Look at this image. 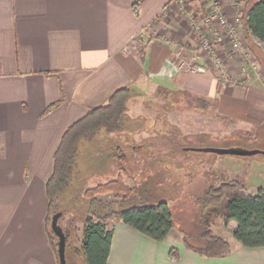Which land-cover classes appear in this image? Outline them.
Masks as SVG:
<instances>
[{
    "label": "crops",
    "instance_id": "crops-1",
    "mask_svg": "<svg viewBox=\"0 0 264 264\" xmlns=\"http://www.w3.org/2000/svg\"><path fill=\"white\" fill-rule=\"evenodd\" d=\"M245 1L220 0L219 6L232 16L238 4L242 11ZM180 2L194 13H205L208 7L206 0H0V264H59L46 230V180L53 156L66 128L88 108L105 103L116 89L133 88L127 111L134 116L151 117L155 110L147 109L145 100L163 103L162 96L172 95L178 108L168 113L186 115L182 126L186 135L206 133L207 120L222 135L238 129L248 132L264 123V70L258 73L250 64L243 70L241 56L224 42L219 53L229 80L223 82L188 21L178 13ZM143 27L153 33L143 51L137 46L123 51L137 42ZM244 46L248 48L245 40ZM250 58L256 61L252 54ZM181 60L208 68L188 71L179 67ZM204 101L214 108L211 119ZM192 107L197 112L191 116ZM141 138L135 140L138 147ZM119 148L123 150L115 146ZM114 152L112 148L105 153L108 169L117 166ZM152 158L136 159L149 170ZM247 164V189L264 188V159L250 157ZM123 178L132 185L127 173ZM198 194L192 197L198 226L188 231L174 222L162 240L123 221H111L107 264H264V245L239 243L233 237L234 220L225 223L219 217L211 225L215 235L228 240L229 253L207 256L186 245L185 234L198 242L193 237L199 232ZM171 248L177 249V258L169 255Z\"/></svg>",
    "mask_w": 264,
    "mask_h": 264
},
{
    "label": "trees",
    "instance_id": "trees-1",
    "mask_svg": "<svg viewBox=\"0 0 264 264\" xmlns=\"http://www.w3.org/2000/svg\"><path fill=\"white\" fill-rule=\"evenodd\" d=\"M139 4V1L133 4L135 14L138 13ZM241 17L243 38L250 53L264 70V0H246ZM154 21L151 24H154ZM143 30L146 31L147 28L143 27ZM148 40L137 38L140 52L143 51ZM133 91L128 85L120 87L111 93L105 103L88 108L82 117L66 128L55 150L52 173L46 180L48 197L46 230L57 259L56 242L53 240L54 233L50 227L49 216L51 219L52 208L54 212L60 210L57 204L75 176L80 142L85 138L93 137L103 127L108 131L120 129ZM59 102L53 103L50 107ZM203 104L205 106L206 101ZM116 151L117 175L83 190L87 207L81 220L79 245L74 246L73 249L74 253L80 256L83 264H107L113 237L111 221H123L155 240L165 238L174 226L172 211L166 201L131 203L134 199L135 187L126 183L123 178V174L126 173L122 165L126 161L124 151L121 148ZM100 194H110L112 198L101 200L97 197ZM195 201L199 210V232L193 237L198 238V242H192L191 236L185 234L184 241L188 247L207 256H222L229 253L231 248L228 240L215 235L211 228L219 217L225 223L236 221L233 237L242 245L249 247L264 245V188L258 187L255 192H250L244 180L240 178L223 179L220 183L207 184L195 197ZM60 211L63 215L68 209ZM71 223L69 221V225ZM62 228L66 236L67 248L70 246L71 234L66 227L62 226ZM169 255L177 258V249L171 248Z\"/></svg>",
    "mask_w": 264,
    "mask_h": 264
},
{
    "label": "rangeland",
    "instance_id": "rangeland-1",
    "mask_svg": "<svg viewBox=\"0 0 264 264\" xmlns=\"http://www.w3.org/2000/svg\"><path fill=\"white\" fill-rule=\"evenodd\" d=\"M178 13L187 21L181 9H178ZM149 33L152 37L153 33L151 31ZM149 36L141 39L147 41ZM238 52L234 53L239 54ZM242 58L245 59L246 65L249 66L251 63V67H255L258 73H263V69L250 56ZM162 98L163 103L158 100L155 102V99L154 101L145 100L147 109L151 107L155 110L151 117L145 114L134 116L132 110L129 109L123 117V126L120 129L108 131L103 127L93 137L81 140L79 161L75 165V176L57 204L60 210L68 209L59 217L60 225L66 227L71 234L70 246L66 248L65 254L67 264H83L80 256L73 250L74 246L79 245L81 220L87 207V199L83 195V190L117 175V166L107 168L105 153L108 149L115 150V154L111 156L116 158L118 154L115 146L120 145L123 148L126 161L122 165L126 169L128 182L135 187L134 199L131 203H156L164 200L171 208L174 222L188 231L198 226V214L192 199L194 195L200 193L207 184L228 179L230 176L240 178L246 183L250 173V167L247 164L250 157L264 159L263 153L242 156L186 149L187 146L202 145L263 150L264 123L248 132L238 129L234 132H223L222 135L214 131V122L207 120L205 122L206 133L186 135L182 132L185 114L168 113L171 108H178L176 100L170 94ZM205 106L207 119H211L215 114L214 108L209 107L208 102ZM190 110L192 111L191 116L197 112L193 107ZM138 136H142L140 147L135 143ZM165 146H167L166 151L159 154L161 152L159 149ZM149 156L153 157L154 166L148 170L136 158H148ZM97 197L101 200L112 198L110 194H100ZM52 212H54L53 208L50 215ZM69 221L72 222L70 225ZM53 240L55 242L57 240L55 234H53Z\"/></svg>",
    "mask_w": 264,
    "mask_h": 264
},
{
    "label": "built area",
    "instance_id": "built-area-1",
    "mask_svg": "<svg viewBox=\"0 0 264 264\" xmlns=\"http://www.w3.org/2000/svg\"><path fill=\"white\" fill-rule=\"evenodd\" d=\"M206 2L208 3V7L205 13L188 11L182 2H180V9L194 31L199 42V47L208 56L211 66L215 70L217 76H219L223 82H226L229 80V73L226 61L221 53H219V46L227 42L231 45L232 51H239L238 53L241 57L245 56L246 58L248 56L249 58L251 55L249 49L244 46L241 28V8L238 6L235 14L228 16L219 6L220 0H206ZM149 31L152 32V29L149 28L147 31L142 30L139 33V38L149 36ZM130 44L125 45L123 51L129 52L131 47L137 46V42L134 40ZM176 56L179 57V54L177 53ZM249 64L251 65V63ZM179 67L192 72H205L208 68L205 64L198 63L194 60H181L179 62ZM245 68L246 61L243 59L242 69L245 70ZM248 77V75L247 77L245 76V78Z\"/></svg>",
    "mask_w": 264,
    "mask_h": 264
},
{
    "label": "water",
    "instance_id": "water-1",
    "mask_svg": "<svg viewBox=\"0 0 264 264\" xmlns=\"http://www.w3.org/2000/svg\"><path fill=\"white\" fill-rule=\"evenodd\" d=\"M186 149L195 150V151H209V152H215L218 154H235V155H254L257 153H263L264 149H245L241 147H216V146H187ZM62 214V211H55L51 215L50 219V227L53 231V233L56 235V252L58 257V263L59 264H67L66 261V255H65V248H66V236L63 231L62 226L59 224L58 220L60 215Z\"/></svg>",
    "mask_w": 264,
    "mask_h": 264
}]
</instances>
